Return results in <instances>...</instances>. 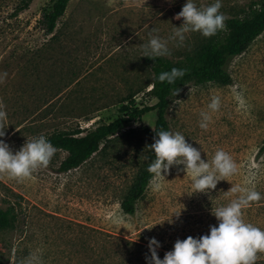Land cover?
<instances>
[{
	"label": "rangeland",
	"instance_id": "obj_1",
	"mask_svg": "<svg viewBox=\"0 0 264 264\" xmlns=\"http://www.w3.org/2000/svg\"><path fill=\"white\" fill-rule=\"evenodd\" d=\"M17 1L0 0V101L7 112L0 139L13 153L34 137L85 131L120 116L129 93L136 107L153 105L142 57L150 34L168 41L169 59L204 37L188 33L182 45L169 39L183 23L174 17L187 0H68L47 35L37 20L49 0H31L14 12ZM250 1L221 0L220 12L241 14ZM214 2L194 0L198 7ZM225 69L228 84L179 87L165 118L170 132L184 135L205 162L217 150L228 153L237 165L234 175L193 193L191 173L173 166L162 172L159 190L151 178L134 212L123 213L119 201L135 170L133 155L146 152V135L132 130L152 128L154 111H147L124 125L103 153L74 169L57 171L66 152L56 148L49 165L28 179L0 174V208L13 209L12 222L0 228V264H148L152 238L163 259L176 240L199 238L218 226L212 210L242 194L229 191L232 186L261 194L242 215L264 230V153L255 159L264 139V31ZM213 97L220 98L217 111L208 108ZM202 112L211 117L206 129L200 127ZM256 264H264V253Z\"/></svg>",
	"mask_w": 264,
	"mask_h": 264
},
{
	"label": "clouds",
	"instance_id": "obj_2",
	"mask_svg": "<svg viewBox=\"0 0 264 264\" xmlns=\"http://www.w3.org/2000/svg\"><path fill=\"white\" fill-rule=\"evenodd\" d=\"M221 0L203 7H198L194 0H187L182 10L174 17L183 20L179 27H175L172 41L182 45L186 34L198 32L204 37H212L218 31L226 28L227 17L220 12ZM143 56L155 60L158 57L170 55L168 41L150 34L147 44L142 45ZM186 70L172 68L159 74L158 80L163 83L175 84L177 79L183 78ZM220 98L213 97L208 108L219 110ZM201 128H207L211 117L208 113L201 114ZM7 112L0 101V137H4ZM158 139L150 146L155 159L149 164L147 171L152 174L150 185L153 190H159L161 181L165 179L173 166L183 165L186 173H191L193 193H203L215 189L218 181L237 172V165L232 157L223 150H217L211 162L201 158V152L186 142L185 136L179 132L160 130ZM56 153V148L44 136L34 137L13 153L7 143L0 139V174H7L9 178L23 181L32 176L40 167H47ZM232 193H242L227 206L212 210V215L218 221V226H210V234L199 238L188 236L184 240H176L174 248L165 253L160 259L157 254L159 242L152 238L148 242L150 257H146L148 264H256L258 253H264V230L243 219L242 209L251 202L261 200V194L255 190H243L231 187ZM179 216V213L176 214ZM118 219V218H117ZM171 222V221H170ZM151 229V228H147ZM28 264H32L29 260Z\"/></svg>",
	"mask_w": 264,
	"mask_h": 264
},
{
	"label": "trees",
	"instance_id": "obj_3",
	"mask_svg": "<svg viewBox=\"0 0 264 264\" xmlns=\"http://www.w3.org/2000/svg\"><path fill=\"white\" fill-rule=\"evenodd\" d=\"M30 2L31 0H18L14 12L26 9ZM67 2L68 0H49L48 4L42 7L37 24L44 34L52 33ZM226 17L224 30L218 31L212 37H203L195 47L178 58L169 59L162 56L153 60L143 57L151 74L147 84L150 85L149 93L155 98L153 105L136 107L132 93H129L125 95L119 107L120 116L108 122H100L85 131L74 128L51 133L47 137L48 141L55 148L66 152L57 166V171H69L78 167L96 152L103 153L124 125L138 119L145 112L153 110L152 128L141 127L140 130H132L146 135V152L133 155L136 158L135 170L119 201L120 210L131 215L135 210L136 201L143 195L152 178V174L147 169L155 159V155L148 146L158 139L157 132L170 131L165 118V110L170 97L176 94L179 87L187 83L195 85L208 82L230 83L231 79L225 69V64L230 58L243 52L255 37L264 31V0H252L241 14ZM174 67L186 70L183 78L177 79L175 84L161 83L158 80L159 74L170 71ZM263 153L264 139L258 147L255 159ZM12 219L13 209L11 207L0 208V228L8 226Z\"/></svg>",
	"mask_w": 264,
	"mask_h": 264
},
{
	"label": "built area",
	"instance_id": "obj_4",
	"mask_svg": "<svg viewBox=\"0 0 264 264\" xmlns=\"http://www.w3.org/2000/svg\"><path fill=\"white\" fill-rule=\"evenodd\" d=\"M177 14H178V13H177ZM177 14H176V15H177Z\"/></svg>",
	"mask_w": 264,
	"mask_h": 264
}]
</instances>
